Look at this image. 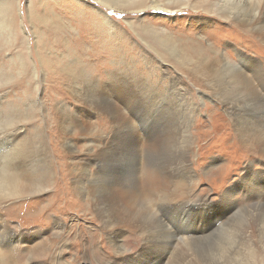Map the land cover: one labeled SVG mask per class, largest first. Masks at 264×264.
Masks as SVG:
<instances>
[{
  "label": "rangeland",
  "instance_id": "obj_1",
  "mask_svg": "<svg viewBox=\"0 0 264 264\" xmlns=\"http://www.w3.org/2000/svg\"><path fill=\"white\" fill-rule=\"evenodd\" d=\"M129 1V7L117 11L96 0H0V144L9 142L0 146V177L12 165L22 164L19 170L34 181L33 188L45 190L18 205L0 196V220L11 224L15 232L11 240L24 231L28 235L39 232L47 245L53 240V222L61 221L64 232L53 250L57 264H99L94 258L102 254L114 258L91 209L73 201L68 174L82 172L85 166L63 158L64 143L59 135L66 124L87 128V134L108 133L107 123L74 100L70 78L80 83L84 75L93 74L110 93L103 96L124 110L142 133L126 157L137 160L138 173L155 172L167 191L181 200L174 207L155 206L159 218L164 212L166 217L161 220L178 238L200 237L194 244L186 242L174 250L168 264H264L263 159L244 149L227 107L197 102L203 88L199 79L194 81L185 72L211 65L212 73L201 68L197 76L226 80L228 71H216L215 66L222 57L237 62L236 51L261 64L264 72V47L233 19L252 17L259 0L238 4L223 0ZM135 2L142 3L141 8L160 2L163 8L139 9ZM99 11L112 26L101 21ZM144 21L150 27L146 34L134 28ZM112 80L119 85L115 94ZM66 113L71 116L68 120ZM246 129L255 140H264V112L259 111ZM106 140L94 149L109 158L123 155L121 143L112 137ZM2 147L9 149L7 153ZM186 176L192 180L183 185L181 178ZM124 185L125 181L119 188L125 189ZM57 192L61 193L59 201L53 198ZM183 198L189 202L185 204ZM7 236L1 240L4 245ZM138 239L136 233L125 234L124 255L137 257L142 246ZM19 243L13 244L15 262L25 264L28 253L24 243ZM85 250L87 261L81 257ZM158 251H141L135 257L137 264H154Z\"/></svg>",
  "mask_w": 264,
  "mask_h": 264
},
{
  "label": "bare ground",
  "instance_id": "obj_2",
  "mask_svg": "<svg viewBox=\"0 0 264 264\" xmlns=\"http://www.w3.org/2000/svg\"><path fill=\"white\" fill-rule=\"evenodd\" d=\"M223 1L230 4L241 3V0ZM96 2L104 7L117 11H121L123 10L122 8L129 7L132 4L129 0H96ZM140 2H142V0ZM135 3L133 5L138 4ZM139 4L138 8L140 9L141 7ZM161 5L163 4L160 2L157 4L154 2V6L150 5V7H146L143 4L142 6L145 7H142L141 9H161L163 8ZM165 5L171 6L172 4ZM259 5L257 13H255L252 17H248L247 15H238L239 17L236 16L233 19L235 20L236 25H238L239 28H242L243 31L248 30L253 33L256 36V40L255 38L252 39L259 42L261 46L264 47V0H259ZM138 8L137 11H141L138 10ZM99 13L101 17L100 19L105 25H113L104 14L100 11ZM129 27L131 28L132 25ZM136 27L138 31H141L142 33L146 34L147 31L150 32V27L145 21L138 23L137 26L135 24L134 28ZM211 51L213 54L218 55L217 50L213 49ZM235 54L237 62H231L222 57L221 62H218L215 66L216 71H228V77L226 80L205 75H202L201 77L197 76V74L202 73V71H210L212 73L213 68L211 65H204L201 67L203 69L202 71L201 68L194 67L191 70H188V68L187 70L185 69V72L194 77V81L199 79V86L203 88V91L198 93V96L196 95L197 102L202 101V103H205V101H208L209 103L211 102L213 106H216L217 104L222 107H227V109L224 108L225 111L233 118L234 125L239 130L238 135L243 138V143L245 145L242 146H246L244 149H246L250 155L258 156L259 159L262 158L264 166V140H255L254 135L249 134L246 129L248 125L258 118L259 111L264 112V72L261 64L249 59V57L244 55L242 52L236 51ZM175 61L178 63L179 60L175 59ZM92 75L93 74L84 75V78L80 83H76L72 78H70V81L73 84V93L75 94L74 100L78 103L84 104L88 113L97 115L100 122L107 123L110 126L108 133L102 134L99 131H91L87 134L85 132L87 128L80 129L70 126L71 124H69V126L66 124L65 128H59V135L64 143L62 151L63 158L70 161V164L72 165L82 162L85 166V169L82 172H71L68 174L70 176V181L73 184L72 187L74 188L71 190L72 194L70 193L74 198L73 201H81L85 204L86 208L88 207L91 209L92 218L99 224V227L105 236V240L107 242L106 245L111 248V252L114 254L113 259L109 256L106 258L102 256L103 254L101 256L98 255V257L96 256L94 259L96 262L98 261L99 264H137L135 259L136 255H133L135 257L124 255L126 248L123 245V238L126 233L131 232L136 233L141 240L142 246L137 257L142 253L141 251H147V253H149L159 249V255H157L158 259L154 262V264H162V262H164V264H168L173 258L174 250L181 247V245L186 242H188V245L194 244L200 237L178 238L161 220V217H166L164 212L160 214L161 216L159 218L157 214L158 211L154 208L155 206L159 207L160 205L165 207V205H168L167 207H174V203L181 200H176L172 193L167 191L166 187L159 182V178L155 172L140 171V173H138L136 170L137 160L132 157H126L134 140L137 137L142 138V133H139L135 126L136 122L133 123L131 118L128 117L129 115L127 116L123 112L124 110L118 109L108 96H103L106 93L108 95L110 94L107 91L108 89H104L99 81H97V79H95ZM107 76H109V74ZM112 84L114 85L112 86V91L115 94L116 90L119 91V88H117L119 85L117 86V82L115 80H112ZM85 93H87V97H85ZM255 96L259 98H254ZM245 105L250 106L252 109H248ZM196 106L197 103L194 102L193 109H195ZM66 114V120L70 119V114ZM109 137H112L114 141L121 143L124 146V153L122 156L118 158H109L108 154H103L100 150L94 149L97 143H103ZM72 141L78 142L77 145L79 146L72 144ZM2 145L8 146L9 142H3L0 146ZM4 149L5 147H2V151L5 153L9 150ZM13 155L14 154L11 155V159L14 161L15 158ZM22 167V164H14L8 168L7 171H4L0 177L1 199H8L14 205H18L20 201L32 194H41L45 191L33 188L34 181L31 182L28 179L29 176L24 171L19 170ZM253 176L258 177V175L254 172ZM190 177L186 176L181 178L184 179L183 185L189 181L191 182L192 179ZM124 181L125 189H120L119 186ZM60 194L59 192L54 194L53 198L55 201H59L61 198ZM64 196L66 198L67 193H65ZM182 200L185 204H187L186 202H189L186 198H183ZM18 217H20V215ZM31 218L29 217V219ZM53 223H55L53 240L50 241L49 245H47L46 239L43 238L42 233L39 232L28 235L26 231H24L19 236L20 238L22 236V239L16 236L17 238L11 240L12 236H15V232H13L14 230L9 227L11 224H9L8 221L1 219L0 264H16L15 260L17 259L16 256H14V249L16 245L14 246L13 244L17 243L18 245L19 242V244L24 243L26 247L25 251L28 253V258H26L25 264H57L55 256L53 255L54 244L61 240L65 225L58 219H55ZM5 236H7V244L4 245L1 240L5 239ZM75 243L76 242H74V244ZM60 244L62 245V243ZM171 250H173L172 254L170 253ZM91 251L93 255L97 254L95 249ZM154 254L156 253L154 252ZM146 256L147 254L144 255V257ZM81 257L83 260H88L86 250L82 252ZM48 259H51L49 263L47 262Z\"/></svg>",
  "mask_w": 264,
  "mask_h": 264
}]
</instances>
